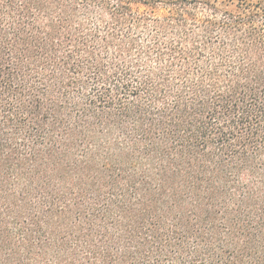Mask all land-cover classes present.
<instances>
[{"label":"trees","instance_id":"obj_1","mask_svg":"<svg viewBox=\"0 0 264 264\" xmlns=\"http://www.w3.org/2000/svg\"><path fill=\"white\" fill-rule=\"evenodd\" d=\"M0 264H264V0H0Z\"/></svg>","mask_w":264,"mask_h":264},{"label":"rangeland","instance_id":"obj_2","mask_svg":"<svg viewBox=\"0 0 264 264\" xmlns=\"http://www.w3.org/2000/svg\"><path fill=\"white\" fill-rule=\"evenodd\" d=\"M223 1H224V5H227V1H228V0H223Z\"/></svg>","mask_w":264,"mask_h":264}]
</instances>
